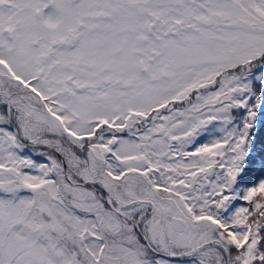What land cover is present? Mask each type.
Listing matches in <instances>:
<instances>
[{"label":"snow or ice","instance_id":"6c2138e0","mask_svg":"<svg viewBox=\"0 0 264 264\" xmlns=\"http://www.w3.org/2000/svg\"><path fill=\"white\" fill-rule=\"evenodd\" d=\"M0 264H264V0H0Z\"/></svg>","mask_w":264,"mask_h":264}]
</instances>
